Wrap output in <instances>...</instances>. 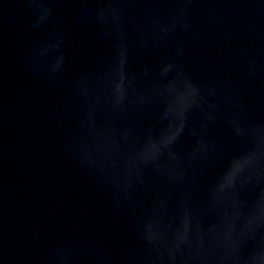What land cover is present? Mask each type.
<instances>
[{
	"label": "water",
	"instance_id": "obj_1",
	"mask_svg": "<svg viewBox=\"0 0 264 264\" xmlns=\"http://www.w3.org/2000/svg\"><path fill=\"white\" fill-rule=\"evenodd\" d=\"M0 264H264V0H0Z\"/></svg>",
	"mask_w": 264,
	"mask_h": 264
}]
</instances>
